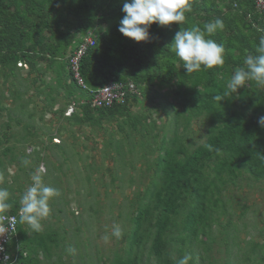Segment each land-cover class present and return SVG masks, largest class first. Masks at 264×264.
I'll return each instance as SVG.
<instances>
[{"label": "trees", "instance_id": "16d2710c", "mask_svg": "<svg viewBox=\"0 0 264 264\" xmlns=\"http://www.w3.org/2000/svg\"><path fill=\"white\" fill-rule=\"evenodd\" d=\"M189 2L192 10L185 14L182 25L153 23L149 40L136 42L118 30L125 15L123 0H0V78L14 79L17 63L25 65L27 77L34 74L35 79L41 78L42 69L51 70L55 76L53 88L45 84L43 90L37 89V95L44 94L47 106L52 107L55 102L52 94L63 90L65 108L73 106V115L64 117L63 110L56 113L67 123L93 126L100 125L102 120L125 118L123 122L129 123L134 132L146 130L153 123L146 126L145 117L131 116L130 106L138 97L147 98L157 87L168 91L162 94L166 101L169 95L174 99L176 106L170 102V107L177 123L183 121V129L191 119L200 116L209 124L205 143L191 153L176 132L167 139L163 155L156 159L158 164L148 193L136 195L137 201L131 205L134 207L129 217L131 228L119 239H124L125 248L119 250L121 253L113 251L109 264H150L151 258L157 264H176L186 253L192 256L190 264H199L197 258L205 261L214 241L211 229L213 225L221 227L217 218L227 213L228 201L222 203L220 198L224 186L234 185L244 173L254 180L264 178V127L258 124V118L264 116V88L247 82L224 100L213 99L223 93L232 73L244 66V56L256 55L254 45L264 35V15L244 0ZM217 17L224 21L225 28L211 38L224 46V65L186 73L183 61L170 50L175 33L180 27H202ZM87 37L93 40V46L87 48L79 61L83 84L95 91L109 83H132L136 94L128 96L124 104L92 109L91 95L72 78L68 60ZM166 107L162 105L161 110ZM14 120L19 124L18 119ZM9 127V123L5 124L0 132V146L11 140ZM34 134L27 129L23 137L27 140ZM52 138L49 137L48 143L51 144ZM13 149L14 146L1 149L0 182L5 162L9 165L15 162L13 155L8 156ZM20 157L29 159L23 152ZM35 158L40 160L41 156L35 154ZM17 170L24 171V165ZM29 171L33 173L32 168ZM16 177L12 180L14 185L3 182L0 187L7 188L9 193L20 192L22 186ZM10 202L13 207L6 215H14L18 220V196H10ZM64 237V232L60 234L58 230L37 233L29 226L23 229L18 221L16 237L7 247L11 256L8 264H63L59 255L56 262L48 261ZM169 243L174 245L171 250L178 260L167 251ZM192 245L200 246L206 255L195 254Z\"/></svg>", "mask_w": 264, "mask_h": 264}, {"label": "rangeland", "instance_id": "374dc122", "mask_svg": "<svg viewBox=\"0 0 264 264\" xmlns=\"http://www.w3.org/2000/svg\"><path fill=\"white\" fill-rule=\"evenodd\" d=\"M16 66L14 79L0 78V132L9 123L8 134L12 136L8 144L0 146V152L3 147L14 146L8 156L15 157L14 164L5 162L0 183L12 186V180L18 176L22 190L10 192V196H18L20 201L32 183L31 175L39 169L43 182L59 190V195L49 201L50 215L41 220L43 230H58L65 236L49 263L56 262L59 255L63 264H109L113 251L121 253L119 250L125 248L124 239L111 236L112 227L119 225L125 235L130 230L129 217L134 209L131 205L137 201L136 195L148 193L158 164L156 159L163 155L167 139L176 132L191 153L205 143L209 124L200 116L191 119L183 129V121L177 123L170 107V102L176 106L174 99L169 95L166 101L162 94L168 91L157 87L147 98L138 97L130 106L131 116L145 117L146 126L153 123L146 130L134 132L129 123L123 122L125 118L102 120L100 125L93 126L69 124L56 113L63 110V116L67 115L69 107L65 108L63 90L52 94L55 100L52 107L47 106L44 94L37 95L45 84L53 88L55 76L51 70L42 69L41 78L35 79L34 74L27 77L22 64ZM162 105H167L165 110H161ZM27 129L36 135L26 140L23 136ZM49 137H53L51 144ZM21 152L29 157L27 165L20 157ZM35 154L41 159L37 160ZM22 165L24 171L20 172L17 168ZM224 187L220 198L222 203L228 201L227 213L217 218L221 227L213 225L211 229L214 241L207 255L200 246L192 245L195 254L207 256L203 262L197 258V263L264 264V178L254 180L244 173L234 185ZM22 227L26 229L28 225ZM106 235L110 237L107 242L103 239ZM67 244L77 250L75 256L65 254ZM169 244L167 251L178 260L171 250L174 245ZM254 246L256 250H252ZM246 256L248 260H244ZM40 259L45 262L41 255ZM150 264L157 263L151 258Z\"/></svg>", "mask_w": 264, "mask_h": 264}, {"label": "clouds", "instance_id": "9594fccd", "mask_svg": "<svg viewBox=\"0 0 264 264\" xmlns=\"http://www.w3.org/2000/svg\"><path fill=\"white\" fill-rule=\"evenodd\" d=\"M192 6L189 0H123L122 12L125 14L120 20L119 32L125 37L132 38L136 42L147 41L150 38L149 28L153 23L160 26H168L172 23L182 25L186 21V13L191 12ZM225 28L224 21L217 17L203 26L193 25L189 28H181L174 35L170 50L179 60L183 61L186 73L199 71L202 67L211 69L223 66L225 63V49L223 44L217 43L211 36ZM264 31V30H262ZM256 55L248 54L243 58V67L237 68L228 79L222 94L213 99L220 102L238 89L243 88L247 82H254L257 87L264 88V35L259 36L258 44L254 45ZM258 124L264 127V116L258 118ZM27 165L29 161L23 160ZM31 185L26 189L20 199L18 221L27 224L33 232H41V220L50 215L49 201L59 195V190L46 185L43 182L41 170L31 175ZM13 207L10 202V193L7 188L0 187V220H7V225L0 226V233L13 231L17 222L16 216H7L6 213ZM111 236L116 239L123 237L119 225H113ZM106 242L109 236L103 238ZM0 251H3L0 248ZM66 253L75 256L77 250L68 246ZM8 257L0 264H6ZM192 256L186 253L176 264H190Z\"/></svg>", "mask_w": 264, "mask_h": 264}, {"label": "built area", "instance_id": "2783aa9c", "mask_svg": "<svg viewBox=\"0 0 264 264\" xmlns=\"http://www.w3.org/2000/svg\"><path fill=\"white\" fill-rule=\"evenodd\" d=\"M229 2L230 0H226ZM249 2L254 6L255 11L258 14L264 15V0H244ZM235 6V4H234ZM93 46V40L90 37H87L84 42L79 46L78 50L74 51L68 60L69 71L71 72L72 78L76 82L78 86H80L83 90L87 92L90 97V107L92 109H101V108H109L113 104H124L126 98L133 94H136L135 86L132 83H109L102 88L92 91L88 89L82 82L79 75V61L82 56L85 54L87 48ZM21 65V63H18ZM23 65V64H22ZM24 68L25 65H23ZM73 106H70L66 112L67 115L65 117H70L73 113ZM19 215V213H18ZM14 216V215H7ZM7 220H0V226L7 225ZM18 220L14 225L13 231L9 228V231L2 234L0 233V248L3 251H0V261H4L5 256L8 257L6 264H8L11 259L10 254L8 253V248L11 240L16 237Z\"/></svg>", "mask_w": 264, "mask_h": 264}]
</instances>
